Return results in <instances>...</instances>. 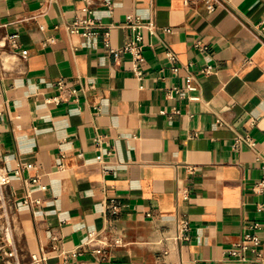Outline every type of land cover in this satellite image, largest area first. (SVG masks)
Returning <instances> with one entry per match:
<instances>
[{"label":"crops","instance_id":"1","mask_svg":"<svg viewBox=\"0 0 264 264\" xmlns=\"http://www.w3.org/2000/svg\"><path fill=\"white\" fill-rule=\"evenodd\" d=\"M88 2L0 0V172L19 261L264 264V0H224L210 13L193 0ZM88 15L110 26L113 48L133 34L128 15L152 19L143 59L110 53L104 29L67 30ZM187 75L196 90L171 92ZM238 136L253 145L234 147ZM255 222L259 255L242 253ZM100 236L110 244L97 260Z\"/></svg>","mask_w":264,"mask_h":264},{"label":"built area","instance_id":"2","mask_svg":"<svg viewBox=\"0 0 264 264\" xmlns=\"http://www.w3.org/2000/svg\"><path fill=\"white\" fill-rule=\"evenodd\" d=\"M193 1H199L202 2L207 12H213L217 8H221L225 6L224 0H193ZM87 5H90L88 0H86ZM84 10H87L85 8ZM87 12L90 14V11L87 10ZM123 26L130 28L133 31V34L131 38L128 40V42L124 43L122 46L118 48H113L110 44L109 39V28L110 26H102L101 24L97 23L94 18L91 15H88L83 18H75L71 23L67 25V30L70 33H80L85 38H90L96 36L99 29H104V39L103 43L104 46L109 50L110 53L117 55L118 53H127L132 57V60L134 64H138L143 59V43H142V33L141 30L143 28H146L150 34L156 33V25L152 19L143 21L138 17H135L133 15H128L126 17V20L123 24ZM257 29V28H256ZM170 29L167 28L165 31H169ZM261 31H264V27H261ZM262 37L264 38V32L261 33ZM7 40L9 41L12 48H17V34H9L7 36ZM167 56L171 60H175L176 56L173 52L167 51ZM174 71H177V68L173 69ZM212 71V68L210 66H207L204 69L205 73H210ZM140 75V71L137 72ZM193 76L187 75L185 76V84L183 88H177L173 87L171 92L178 94L182 92H192L196 90V86L192 83ZM53 85L60 90V92L65 91L66 85L62 80H57L53 83ZM188 98L190 100H196L198 99V96L195 95H189ZM62 100L60 95H57L53 98V101L56 103H59ZM100 139H97V142H99ZM241 141H246L249 145H253V141H251L249 138H242L240 136L235 138V142L233 144L234 147H238L239 143ZM31 164H26L25 167H31ZM188 170L191 172L194 170L193 166H188ZM36 178L33 179L35 181ZM9 184V176L5 172H0V264H23L19 261L17 250L14 243L13 238V231L8 215V204L5 199L4 195V188ZM43 190L46 189V186L41 187ZM257 190L259 192L264 191V179L260 180L257 184ZM182 198L184 200L188 199V191L183 190L181 192ZM27 203H33V204H39L38 199H33L29 196H26L24 199ZM110 209L114 214H116L119 211V206L115 203H113L110 206ZM178 229L179 234L177 236L178 240H188L189 239V222L186 219H181L178 223ZM260 230L261 226L258 222H255L251 226V232L245 233L240 240V242L237 244V246L241 249L242 253H245L247 251H250L254 254L259 255V247L261 245V238H260ZM55 239V237H53ZM99 241V248L92 250V253L97 260H101L104 258V249L106 246H108L110 243L109 241L104 237L100 236L98 238ZM118 240H114L113 243H117ZM232 254L239 255L237 252H232ZM242 258L244 256L241 255ZM45 261V256L42 253H36L33 252L29 255V261L26 264H43Z\"/></svg>","mask_w":264,"mask_h":264}]
</instances>
